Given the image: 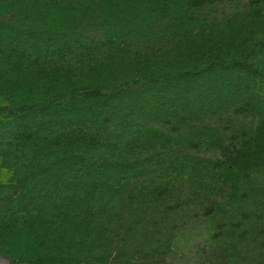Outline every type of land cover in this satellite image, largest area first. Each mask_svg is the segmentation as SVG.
<instances>
[{"label":"trees","instance_id":"1","mask_svg":"<svg viewBox=\"0 0 264 264\" xmlns=\"http://www.w3.org/2000/svg\"><path fill=\"white\" fill-rule=\"evenodd\" d=\"M0 6V98L10 101L5 140L13 151L29 153L24 162L6 166L11 171L7 185L18 186L21 194L7 199L13 223L2 231L5 235L32 232L39 246L42 222L52 238L92 244L95 255L111 264H146L148 258H135L144 247L133 243V232L166 229L164 223L178 213L177 206L162 209V197L150 185L144 197L137 194L136 206H128L132 199L127 193H116L110 202L96 199L101 218L76 216L72 203L80 184L99 165L68 174L61 167L68 162L53 158L52 152L72 151L73 138L62 135L60 121L69 109L82 113L79 99L93 92L104 95L85 104L114 110L117 122L126 116L118 123L120 144L112 148L114 155L129 148L143 152L137 157L142 164L121 170L127 187L150 170L154 183L166 169V174L178 170L177 178L204 192L213 186L228 190L231 199L249 189L251 168L244 156H258L257 141L264 138V0H0ZM93 23L103 28L101 38L78 33V24ZM161 111L170 119L190 121L193 128L163 137L154 122L145 126L137 118ZM25 112L32 118L21 123ZM54 122L58 125L51 126ZM129 130L135 131L122 138V131ZM232 134L253 139L247 146L237 141L229 151L217 152L222 136ZM165 138L180 148L198 143L213 154L197 162L175 148L176 158L168 164L170 155L162 159L166 152L156 158L150 151L168 147ZM211 197L224 211L228 202L223 196L214 192ZM105 204H112L113 211L103 210ZM131 216L144 224L129 222ZM259 253L264 255V248Z\"/></svg>","mask_w":264,"mask_h":264},{"label":"rangeland","instance_id":"2","mask_svg":"<svg viewBox=\"0 0 264 264\" xmlns=\"http://www.w3.org/2000/svg\"><path fill=\"white\" fill-rule=\"evenodd\" d=\"M2 11L3 7L0 6V14ZM11 24L16 25L17 23L12 19ZM80 25L77 26L80 28L78 33L81 36L101 38L103 28L99 24L81 25L82 28ZM48 61L49 63L52 61L51 57ZM14 73H17V71ZM139 91L143 90L139 89ZM93 93L88 97L79 99L82 113L77 114L69 109L65 112L64 121H60L62 135L73 138L69 144L70 148H73L72 151L67 148L66 151L62 149L52 152L53 158L61 157L65 163L68 162L69 170L68 164L65 165V168L61 165L65 172L68 171V174L71 169L86 172L95 163L99 165L96 172L92 174L91 179H84V183L80 184L78 196L72 203L76 216L91 219L101 218L98 216H101L102 212L95 207L96 199L103 197L110 202L111 197L116 193H127L124 196L127 199H132L128 206L131 204L136 206L138 200L135 199H139L137 194L144 197L150 191H146V188L151 185L152 189L154 188L152 191H156L157 197H162L164 203L161 208L163 209L168 205L177 206L178 209H174L178 213L174 217L170 216L168 222L164 223L166 229L158 228L153 233L133 232V243L137 247L143 244L138 248L144 247L143 252H140L141 254H135V258L140 256L142 261L148 258L143 262L146 264H264V255L259 253L260 249L264 248V138L257 141L260 144V154L258 156L254 157L253 154L244 156L246 168H251L246 174L249 189L235 199H231L228 190H218L216 186L211 187L215 188L214 190L207 192L200 190L197 186L187 182L184 177L177 178L176 173H178V170H175L172 174H166V169L162 170L160 176L154 179V183L150 181L152 178L149 180L150 175L154 173V170H150L148 176L133 178L131 181L132 186L127 187V181L124 179V173L121 174V170H129L133 166L142 164V161L137 157L143 152L129 148L119 155H114L112 148L118 147L120 144L117 128L122 125H118V123L122 122L126 116H123L117 122L114 119L113 109V113H111L108 110L109 108L103 107V105L100 106L99 103L85 104L84 101H90V98L96 100L100 95H104V91ZM9 107L10 101L6 98H0V182L5 184L1 186H7L11 177V171L6 166L20 159L24 162L22 159L24 156L29 158L28 151L21 149L15 152L9 147L8 143L11 142L5 140L9 136V128L5 126L7 125V119L5 120V118L9 116L6 110ZM249 117L250 115L246 120ZM17 118L19 119V116H16V120ZM31 118L32 113L25 112L22 122L21 120L20 122L25 123ZM137 118L145 126L151 124L150 122H154L153 124L157 125V129L160 130L162 135L193 128L190 121L179 122L177 119H170L162 111ZM55 122L51 126H56L57 123ZM134 131H122V138L130 136ZM196 132L201 133L200 130ZM223 136L218 146L221 148L217 152H220L221 149L225 150V148L229 151L232 144L237 141L238 144L247 146L248 143H251L250 139H253V137H249V134L245 139H241L242 135L238 137L237 134ZM93 139H95L94 144L103 141L104 146H94L92 144ZM165 139L166 141L163 143L168 142L166 145L168 147L163 148L160 145L159 148H153L150 151L156 158L166 152L162 159L170 155L171 157L167 160L168 164L176 158L173 153L175 148H178V153L184 154L192 161L196 160L197 162L199 158L209 157L213 154H209L206 147H200L198 143H187L180 148L173 142L174 139ZM147 153L146 151L145 154ZM205 153H208V155H205ZM253 158H256V160H253ZM70 163L74 165L70 167ZM98 168L99 171H97ZM13 186L18 189L17 194L10 197H0V264H111L106 261V258L95 255L92 244L77 242L71 245L61 241L64 237L52 238L47 234L42 222V229L39 231V239L42 244L40 243L39 246L34 244V233L32 232L25 234L17 231L15 234L5 235L2 231L10 222L13 223L9 213L10 202H7V199L21 194L19 187ZM214 192L221 194L223 196L222 200L228 202L224 211H218L215 203L210 201L214 197L209 198V195L214 194ZM101 207L103 210L113 211L112 204H105ZM183 210H185L184 213L181 212ZM226 211L228 212L226 213ZM130 218L129 222H137L139 226L144 224V221L139 220L137 216H131ZM146 240L150 242L144 243ZM40 256L44 258L40 259Z\"/></svg>","mask_w":264,"mask_h":264},{"label":"crops","instance_id":"3","mask_svg":"<svg viewBox=\"0 0 264 264\" xmlns=\"http://www.w3.org/2000/svg\"><path fill=\"white\" fill-rule=\"evenodd\" d=\"M18 189L13 185L0 186V197H10L17 194Z\"/></svg>","mask_w":264,"mask_h":264}]
</instances>
